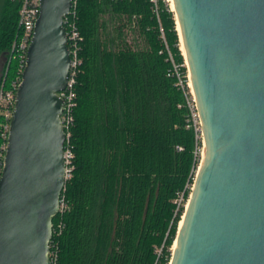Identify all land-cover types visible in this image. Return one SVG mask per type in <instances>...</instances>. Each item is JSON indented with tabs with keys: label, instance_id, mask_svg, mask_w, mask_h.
Listing matches in <instances>:
<instances>
[{
	"label": "water",
	"instance_id": "water-1",
	"mask_svg": "<svg viewBox=\"0 0 264 264\" xmlns=\"http://www.w3.org/2000/svg\"><path fill=\"white\" fill-rule=\"evenodd\" d=\"M173 4L204 154L168 264H264V0ZM70 6L40 0L0 176V264H52L66 181L57 92L71 65Z\"/></svg>",
	"mask_w": 264,
	"mask_h": 264
},
{
	"label": "trees",
	"instance_id": "trees-1",
	"mask_svg": "<svg viewBox=\"0 0 264 264\" xmlns=\"http://www.w3.org/2000/svg\"><path fill=\"white\" fill-rule=\"evenodd\" d=\"M169 6L78 2L83 40L68 138L73 158L61 193L65 208L53 218L55 264L169 263L183 213L175 199L189 194L201 146L169 56L185 81ZM18 8V1L0 0L5 56L18 31Z\"/></svg>",
	"mask_w": 264,
	"mask_h": 264
},
{
	"label": "built area",
	"instance_id": "built-area-1",
	"mask_svg": "<svg viewBox=\"0 0 264 264\" xmlns=\"http://www.w3.org/2000/svg\"><path fill=\"white\" fill-rule=\"evenodd\" d=\"M19 2L18 8V31L15 34L13 40L11 41L8 52L6 53L3 67L0 71V176L4 166V158L7 147V138L10 128V120L13 114L16 92L19 84L21 83L22 73L25 66L27 48L31 41L33 34L34 24L39 15L40 0H13ZM80 0H71V6L69 11L63 17V25L67 34V45L70 51L71 65L69 70V78L67 85L64 90L57 92V94L64 100L63 111L60 116L62 126L65 130L66 138L64 143L65 148V164L66 173L65 177L68 178L72 169V158L73 153L69 148L68 138L70 136V128L73 123V109L76 105V94H75V78L79 71V66L81 64L80 50L81 42L83 37L78 28V2ZM155 4L157 0H151ZM170 60L173 64L174 73L178 78V83L184 91L186 96L187 105L189 108V118L188 126H192L195 131V136L202 142V132H201V122L198 116L196 103L194 100L193 92L188 86V70L186 72V79L183 80L179 66L174 62L172 55L169 53ZM12 61H15V69L13 70L12 77H9L10 65ZM184 65L186 66V61L184 58ZM180 149V147H179ZM203 149L202 146H197L195 154L201 155ZM202 157V155H201ZM198 168V167H197ZM196 172L192 176V182L186 184L185 189H189V194L184 198V191L180 192L175 199L178 206H186L191 193L193 179ZM65 208V203L63 198H60V210L62 212ZM50 245V244H49ZM52 264H55V253L49 252Z\"/></svg>",
	"mask_w": 264,
	"mask_h": 264
},
{
	"label": "rangeland",
	"instance_id": "rangeland-1",
	"mask_svg": "<svg viewBox=\"0 0 264 264\" xmlns=\"http://www.w3.org/2000/svg\"><path fill=\"white\" fill-rule=\"evenodd\" d=\"M166 2H167V4H168V6H169V4H170V6H171V1L169 2L168 0H165ZM170 6H169V8H170ZM182 52V51H181ZM14 66H15V61H12V63H11V65H10V72H9V77H12V74H13V70H14ZM188 82L190 83V80H189V75H188ZM191 88V87H190ZM201 146H202V142H201ZM202 152H203V149H202ZM202 155V154H201ZM201 155L199 154V162H200V159H201ZM199 162H198V164H199ZM197 167H198V165L196 166V168H195V170H194V172H196L197 171ZM184 206H183V211H184ZM178 224H179V222H178ZM177 229H178V225H177ZM175 243V242H174ZM173 247H174V245H173ZM173 247L171 246L170 247V250H171V252H172V249H173Z\"/></svg>",
	"mask_w": 264,
	"mask_h": 264
},
{
	"label": "bare ground",
	"instance_id": "bare-ground-1",
	"mask_svg": "<svg viewBox=\"0 0 264 264\" xmlns=\"http://www.w3.org/2000/svg\"><path fill=\"white\" fill-rule=\"evenodd\" d=\"M168 1H169V0H168ZM170 1H171V9L174 11L173 0H170ZM177 29H178V31H180V30H179V25H178V23H177ZM179 34H180V33H179ZM180 39H181V37H180ZM181 49L183 50V53H184V48H183V45H182V40H181ZM184 54H185V53H184ZM186 64H187V61H186ZM188 75H189V72H188ZM189 80H190V75H189ZM188 86L191 87V91H192L191 80H190V83L188 82ZM203 154H204V150H203V152H202V156H203ZM181 222H182V220L180 221L179 225L181 224ZM174 246H175V243H174Z\"/></svg>",
	"mask_w": 264,
	"mask_h": 264
},
{
	"label": "flooded vegetation",
	"instance_id": "flooded-vegetation-1",
	"mask_svg": "<svg viewBox=\"0 0 264 264\" xmlns=\"http://www.w3.org/2000/svg\"><path fill=\"white\" fill-rule=\"evenodd\" d=\"M4 59H5V55L0 54V64L4 61Z\"/></svg>",
	"mask_w": 264,
	"mask_h": 264
}]
</instances>
